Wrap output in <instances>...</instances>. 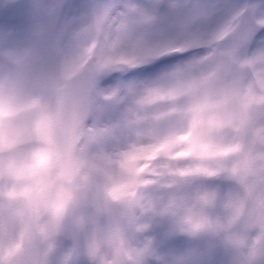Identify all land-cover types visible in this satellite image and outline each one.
<instances>
[{
  "label": "clouds",
  "instance_id": "clouds-1",
  "mask_svg": "<svg viewBox=\"0 0 264 264\" xmlns=\"http://www.w3.org/2000/svg\"><path fill=\"white\" fill-rule=\"evenodd\" d=\"M222 4L34 0L0 43V264H264V47Z\"/></svg>",
  "mask_w": 264,
  "mask_h": 264
},
{
  "label": "rangeland",
  "instance_id": "rangeland-1",
  "mask_svg": "<svg viewBox=\"0 0 264 264\" xmlns=\"http://www.w3.org/2000/svg\"><path fill=\"white\" fill-rule=\"evenodd\" d=\"M69 4L88 6L100 0H68ZM31 4L20 6L18 0H0V43H22L33 24V9ZM255 47V45H250ZM181 59L179 56H168L129 73L126 79H149L162 73ZM115 78H109L106 83H113ZM175 247L183 248L186 242L182 239L174 241Z\"/></svg>",
  "mask_w": 264,
  "mask_h": 264
},
{
  "label": "snow or ice",
  "instance_id": "snow-or-ice-1",
  "mask_svg": "<svg viewBox=\"0 0 264 264\" xmlns=\"http://www.w3.org/2000/svg\"><path fill=\"white\" fill-rule=\"evenodd\" d=\"M86 6L70 4L68 14L81 11ZM226 19L224 28L237 31L244 43L255 45L251 49L264 47V0H223Z\"/></svg>",
  "mask_w": 264,
  "mask_h": 264
},
{
  "label": "water",
  "instance_id": "water-1",
  "mask_svg": "<svg viewBox=\"0 0 264 264\" xmlns=\"http://www.w3.org/2000/svg\"><path fill=\"white\" fill-rule=\"evenodd\" d=\"M28 1H31V0H25L24 2L27 3Z\"/></svg>",
  "mask_w": 264,
  "mask_h": 264
}]
</instances>
